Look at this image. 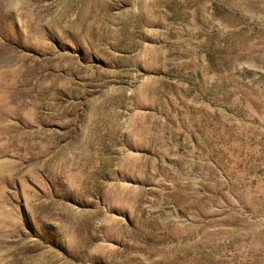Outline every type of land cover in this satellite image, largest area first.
I'll list each match as a JSON object with an SVG mask.
<instances>
[{"label":"rangeland","instance_id":"obj_1","mask_svg":"<svg viewBox=\"0 0 264 264\" xmlns=\"http://www.w3.org/2000/svg\"><path fill=\"white\" fill-rule=\"evenodd\" d=\"M0 264H264V0H0Z\"/></svg>","mask_w":264,"mask_h":264}]
</instances>
